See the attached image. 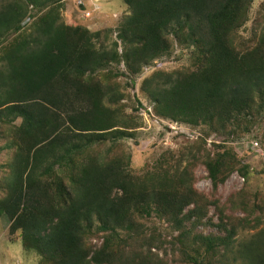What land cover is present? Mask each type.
<instances>
[{
    "label": "trees",
    "instance_id": "1",
    "mask_svg": "<svg viewBox=\"0 0 264 264\" xmlns=\"http://www.w3.org/2000/svg\"><path fill=\"white\" fill-rule=\"evenodd\" d=\"M65 2L0 0L9 233L37 264H168L167 247L180 264H264V191L247 189L251 166L228 144L255 124L264 141V30L240 34L253 0H122L130 13L109 48L101 32L62 21ZM176 46L189 63L154 70L140 91L155 116L202 135L137 172L127 139L144 104L134 96L127 114L117 79L134 83ZM198 166L208 193L196 187ZM233 173L245 185L222 201Z\"/></svg>",
    "mask_w": 264,
    "mask_h": 264
},
{
    "label": "rangeland",
    "instance_id": "2",
    "mask_svg": "<svg viewBox=\"0 0 264 264\" xmlns=\"http://www.w3.org/2000/svg\"><path fill=\"white\" fill-rule=\"evenodd\" d=\"M65 3V9L61 11L62 21L67 25H83L90 31L101 32L99 44L102 42L108 48L114 41H118V26L121 20L130 13L122 0H66ZM253 29L257 32L264 30V0H253L248 20L240 29L241 37L246 39ZM189 52V50H183L176 46L168 55L156 59L152 64L145 67L143 72L136 77L134 83L127 81L126 77L117 79L118 82L123 83V88H126L121 89L125 94V100L121 103L127 104V114L132 112L133 109H130L132 105H137L134 96H137L144 104V108L135 113L139 121L135 138L127 139L132 154V166L137 172L142 171L164 150H180L181 147L202 135L198 128L173 123L155 116L144 94L140 91L142 79L154 70L172 71L188 64ZM113 68L123 69L124 67L122 64L109 65L103 70H114ZM219 142L214 135L206 139L207 147L212 149H215L214 143ZM254 142L259 144V148L254 146ZM228 144L234 147L235 152L244 163H249L251 166V176L249 182L246 183L247 189L252 192L264 191V141L261 126L259 124L253 125L246 135L235 141H229ZM4 154L0 155V161L4 160ZM196 175L197 189L205 193L211 191V182L202 166H198ZM244 185V178L233 173L225 184L220 186L218 195L222 201H225L229 194L238 191ZM9 224L6 216L0 218V264H37L38 255L32 250L24 249L19 233L14 235L9 233ZM210 230L207 229L205 232L208 233ZM167 248L169 256L166 260L168 259V264H180L169 259L172 256H170L169 247Z\"/></svg>",
    "mask_w": 264,
    "mask_h": 264
},
{
    "label": "built area",
    "instance_id": "3",
    "mask_svg": "<svg viewBox=\"0 0 264 264\" xmlns=\"http://www.w3.org/2000/svg\"><path fill=\"white\" fill-rule=\"evenodd\" d=\"M254 146H257L256 148H259V144L257 142H254Z\"/></svg>",
    "mask_w": 264,
    "mask_h": 264
}]
</instances>
